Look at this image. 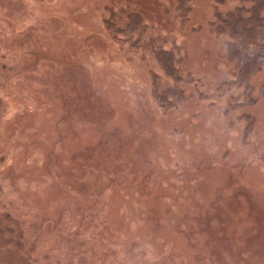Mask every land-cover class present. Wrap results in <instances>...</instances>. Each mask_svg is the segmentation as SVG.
<instances>
[{"label":"rangeland","instance_id":"1","mask_svg":"<svg viewBox=\"0 0 264 264\" xmlns=\"http://www.w3.org/2000/svg\"><path fill=\"white\" fill-rule=\"evenodd\" d=\"M241 4L0 0V264H264V67L230 84L211 28Z\"/></svg>","mask_w":264,"mask_h":264},{"label":"trees","instance_id":"2","mask_svg":"<svg viewBox=\"0 0 264 264\" xmlns=\"http://www.w3.org/2000/svg\"><path fill=\"white\" fill-rule=\"evenodd\" d=\"M192 1L176 0L177 9L181 14L186 15L189 12ZM215 1L222 5L226 0ZM246 1L248 0H242V4L232 11L216 10L214 21L211 23L213 33L218 36H226L229 39L227 42L228 55L236 62L234 83L230 84L236 85L247 83L254 74L264 67V0H252L249 6ZM128 16L131 20L123 28H116L108 24L109 30L115 34L124 31L129 33L139 31L142 34L145 30L142 21L137 18L138 16L130 14ZM152 42L154 43V41L149 43ZM162 47V45L154 47L153 54L164 74L174 83L173 87L163 92L162 98L167 94L178 96L182 94L180 86L184 82L179 69L181 59L175 50H165Z\"/></svg>","mask_w":264,"mask_h":264}]
</instances>
